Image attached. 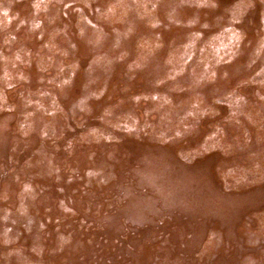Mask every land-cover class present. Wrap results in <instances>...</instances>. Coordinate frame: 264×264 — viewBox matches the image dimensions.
Instances as JSON below:
<instances>
[{
	"label": "rangeland",
	"instance_id": "1",
	"mask_svg": "<svg viewBox=\"0 0 264 264\" xmlns=\"http://www.w3.org/2000/svg\"><path fill=\"white\" fill-rule=\"evenodd\" d=\"M0 264H264V0H0Z\"/></svg>",
	"mask_w": 264,
	"mask_h": 264
}]
</instances>
